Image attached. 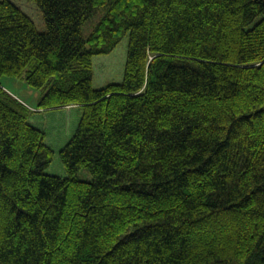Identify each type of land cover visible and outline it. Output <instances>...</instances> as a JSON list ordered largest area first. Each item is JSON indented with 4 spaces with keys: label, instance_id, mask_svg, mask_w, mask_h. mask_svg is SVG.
I'll return each instance as SVG.
<instances>
[{
    "label": "trees",
    "instance_id": "1",
    "mask_svg": "<svg viewBox=\"0 0 264 264\" xmlns=\"http://www.w3.org/2000/svg\"><path fill=\"white\" fill-rule=\"evenodd\" d=\"M33 1L0 0V264H264V0ZM69 105L60 176L31 115Z\"/></svg>",
    "mask_w": 264,
    "mask_h": 264
},
{
    "label": "rangeland",
    "instance_id": "2",
    "mask_svg": "<svg viewBox=\"0 0 264 264\" xmlns=\"http://www.w3.org/2000/svg\"><path fill=\"white\" fill-rule=\"evenodd\" d=\"M20 6L34 21L39 31L46 30V24L42 11L33 0H11ZM98 16L88 21L84 26V33L88 34ZM129 46V36L126 35L109 54L94 56V87L100 88L111 82H122L125 72L127 51ZM4 86L14 95L20 97L31 108L36 109L42 96V91L29 86L24 80L5 76L2 78ZM66 106L61 109H50L34 112L31 115L33 124L42 129L45 134V142L55 151L54 158L47 172L63 176L66 174L65 167L61 162L60 150L68 142L76 131L81 110L76 105ZM79 178L90 180L91 176L87 171L81 170Z\"/></svg>",
    "mask_w": 264,
    "mask_h": 264
},
{
    "label": "crops",
    "instance_id": "3",
    "mask_svg": "<svg viewBox=\"0 0 264 264\" xmlns=\"http://www.w3.org/2000/svg\"><path fill=\"white\" fill-rule=\"evenodd\" d=\"M19 98H20V97H19ZM20 99H21V98H20ZM23 101H24V100H23ZM72 106H74V105H72ZM72 106H71V107H72ZM59 109H61V108H59ZM41 111H45V110H40V111H37V113H39V112H41Z\"/></svg>",
    "mask_w": 264,
    "mask_h": 264
}]
</instances>
